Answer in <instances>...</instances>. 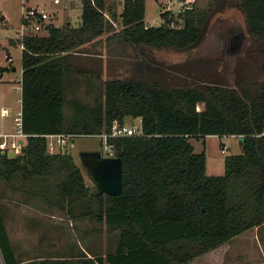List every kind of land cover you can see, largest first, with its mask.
<instances>
[{
	"label": "trees",
	"instance_id": "trees-1",
	"mask_svg": "<svg viewBox=\"0 0 264 264\" xmlns=\"http://www.w3.org/2000/svg\"><path fill=\"white\" fill-rule=\"evenodd\" d=\"M82 1L80 24L52 22L46 34L25 37L22 107L30 133L22 151L0 152V177L72 218L104 221L119 231L118 243L91 254L72 243L64 255L21 260L0 199V264H192L264 220V0L187 5L182 24L167 9L160 25L146 23V0H124L118 16L108 13L107 0ZM232 7L244 13L249 36L236 55L234 79L221 55L161 62L145 53L136 57L142 71L110 75L102 96L72 98L73 110H65L67 74L78 67L100 76L106 68L103 34L114 56L122 52L113 39L140 54L144 46L186 51L201 42L217 13ZM129 113L141 117L143 130L107 138L123 157L120 192L96 193L72 152L48 146L45 132L110 130ZM209 132L241 135L242 149L226 153L224 172H207L205 150L190 139Z\"/></svg>",
	"mask_w": 264,
	"mask_h": 264
},
{
	"label": "rangeland",
	"instance_id": "rangeland-1",
	"mask_svg": "<svg viewBox=\"0 0 264 264\" xmlns=\"http://www.w3.org/2000/svg\"><path fill=\"white\" fill-rule=\"evenodd\" d=\"M41 0H29V2ZM46 1L48 8L55 12L54 23L63 24L70 22L72 25L81 23L82 0H62L55 3L53 0ZM74 2V3H73ZM215 0H146L145 21L148 25H160L164 22L161 14L164 10L171 11L175 24H182L183 18L180 13L187 5L208 7L214 5ZM109 14L116 11V16L122 9L123 0H107ZM21 0H0V62L7 67L0 73V106L5 104L9 107V113L0 114V124L5 122L8 129L15 128L14 113L22 106V55L21 50L14 41L18 35V29L22 18ZM244 13L237 7L228 8L217 13L219 18L209 28L201 42L190 50H175L172 47L144 46V53L140 54L137 47L124 44L115 39L116 46L122 55L114 56L107 47L105 39L101 38V47L106 53V68L99 76L94 72L73 68L66 76L67 101L65 110L70 113L74 104L72 98H78L87 102H94L97 96H102L107 77L115 74H129L133 71H142L136 59L147 53L148 58H156L161 62L187 59L192 54H208L211 56L221 55L227 60L228 73L231 79L235 77L236 55L241 52L249 42V36L245 29L246 20ZM5 15L4 18H1ZM41 34H46L47 29H42ZM242 34V40L237 43L235 49L227 48L229 41L234 35ZM233 35V36H232ZM235 40H238L236 38ZM112 43V42H111ZM113 44V43H112ZM13 55L12 60L5 57V53ZM113 54V55H112ZM145 56V55H144ZM147 62V61H146ZM203 101L198 106L202 107ZM126 123H139L140 119L134 114L125 115ZM190 139L198 151L205 150L207 155V172L221 173L225 171V156L228 152H238L242 149V138L237 133L209 132L200 135H191ZM56 146H59L57 141ZM84 148H97L107 153L105 138L99 133H77L69 142L68 151L72 152L75 160L82 166L86 182L95 188V182L82 163L81 150ZM0 199L9 226L11 237L21 257L41 255L45 251L65 252L75 244L76 249L80 246H88L90 252H107L115 249L118 243L119 231L108 230L104 221H99L90 216L72 218L62 208L52 204L42 196H35L24 190L12 187L4 178L0 177ZM228 244V247H227ZM92 249V250H91ZM226 250V251H225ZM224 251V252H223ZM1 253V250H0ZM217 255L223 256L221 264H237V256L234 253L233 240L229 243L212 250L211 254H202L196 257L192 264H217ZM241 259V258H240Z\"/></svg>",
	"mask_w": 264,
	"mask_h": 264
},
{
	"label": "built area",
	"instance_id": "built-area-1",
	"mask_svg": "<svg viewBox=\"0 0 264 264\" xmlns=\"http://www.w3.org/2000/svg\"><path fill=\"white\" fill-rule=\"evenodd\" d=\"M55 3H61L62 0H53ZM124 1V0H123ZM192 0H186L190 2ZM22 2V18L20 21L17 46L22 51L25 46V37L30 33H40L42 29H47L48 24L54 22L55 12L51 11L48 8L46 1L41 0L40 2H29V0H21ZM5 57L8 60L13 59V55L8 51L5 53ZM2 64L0 62V73L2 72ZM22 81V76H21ZM22 85V82H21ZM22 100V95H21ZM10 109L7 105L1 104L0 114L5 115L9 113ZM15 119V128L8 129L5 126V122L0 124V152H8L10 149L14 150V154L22 151L24 145L27 142V136L30 133L26 131L23 126V107L21 106L14 113ZM141 120V117H139ZM141 121L139 123H126L125 121L121 122L119 119L115 118L110 130L103 129L102 131L96 132H75V131H49L45 132L47 136V142L50 149L62 148L67 149L69 147V142L73 135L77 133H99L105 138V147L106 154L114 153L112 144L108 141V136L111 134H125V133H137L142 131ZM59 146H56V142Z\"/></svg>",
	"mask_w": 264,
	"mask_h": 264
},
{
	"label": "water",
	"instance_id": "water-1",
	"mask_svg": "<svg viewBox=\"0 0 264 264\" xmlns=\"http://www.w3.org/2000/svg\"><path fill=\"white\" fill-rule=\"evenodd\" d=\"M2 15L1 18H4ZM14 154V150H9ZM82 163L95 182V192H120L123 188V157L120 154L103 153L97 148H84L80 152Z\"/></svg>",
	"mask_w": 264,
	"mask_h": 264
},
{
	"label": "crops",
	"instance_id": "crops-1",
	"mask_svg": "<svg viewBox=\"0 0 264 264\" xmlns=\"http://www.w3.org/2000/svg\"><path fill=\"white\" fill-rule=\"evenodd\" d=\"M8 228H9V226H8ZM230 239L233 240L234 253H235V256L238 257L237 261H236L237 264H264V220L242 230L241 232L234 234L232 237H230L227 240V243H229ZM227 247H228V244H227ZM215 249L216 248L205 251V252L201 253L200 255L206 254V253L211 254L212 250H215ZM16 252H17V254L21 260H26V259H30V258H33L36 256L57 257L60 255H64L63 253L65 251L64 250H62L60 252L45 251V253H43L41 255L30 256V257H21V255L18 253L17 249H16ZM88 252H89V254L92 253L90 251H88ZM197 257H199V255ZM195 258L192 260V263L195 260ZM215 259H216L217 264H221V262H223L222 260L224 259V257L217 255V257Z\"/></svg>",
	"mask_w": 264,
	"mask_h": 264
},
{
	"label": "flooded vegetation",
	"instance_id": "flooded-vegetation-1",
	"mask_svg": "<svg viewBox=\"0 0 264 264\" xmlns=\"http://www.w3.org/2000/svg\"><path fill=\"white\" fill-rule=\"evenodd\" d=\"M233 36V35H232ZM242 34H237V35H234L231 39H229V40H231V42H232V44H230L229 43V41H228V43H227V48H229L230 47V50L232 49H235L236 47H237V43H239V41H241L242 40ZM236 38H238V40H235Z\"/></svg>",
	"mask_w": 264,
	"mask_h": 264
}]
</instances>
